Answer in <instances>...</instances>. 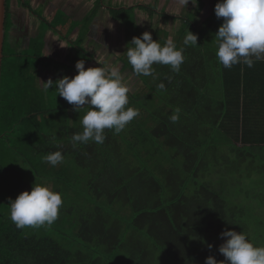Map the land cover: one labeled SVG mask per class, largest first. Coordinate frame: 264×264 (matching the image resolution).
<instances>
[{"label": "trees", "instance_id": "1", "mask_svg": "<svg viewBox=\"0 0 264 264\" xmlns=\"http://www.w3.org/2000/svg\"><path fill=\"white\" fill-rule=\"evenodd\" d=\"M58 14L57 29L65 24ZM220 22L214 12L205 31L195 23L181 27L174 38L184 48L180 71L154 64L155 78L138 76L144 88L128 94L126 108L140 115L119 134L105 129L103 144L73 147L86 109L74 111L55 88L42 91L39 69L53 64L43 34L27 48L13 47L8 19L0 85V264H204L209 255L224 259L218 249L226 228L264 246V60L224 68L214 39ZM53 25L45 20L43 31ZM188 31L199 45H183ZM168 36L161 28L154 40L163 45ZM82 44L76 58L86 61ZM121 60L132 71L126 54ZM177 107L180 120L173 124ZM56 150L65 159L53 167L43 157ZM45 181L62 194L58 219L50 227L17 228L9 198Z\"/></svg>", "mask_w": 264, "mask_h": 264}, {"label": "clouds", "instance_id": "2", "mask_svg": "<svg viewBox=\"0 0 264 264\" xmlns=\"http://www.w3.org/2000/svg\"><path fill=\"white\" fill-rule=\"evenodd\" d=\"M181 6H187L189 0H179ZM198 6V0H191ZM214 12L216 17L223 18V23L215 33L217 45L216 57L224 68L243 64L251 68L256 61L264 60V0H218ZM198 36L188 31L183 45L197 46ZM127 47L126 56L132 71L137 76H153L154 64L170 66L178 73L185 60L184 48L177 47L172 38L162 45L154 40L151 32L145 31L140 36H134ZM5 45V44H4ZM77 74L67 75L53 81L49 78L42 81L44 93L55 88L74 111L86 109V114L80 121L83 131L74 133L70 140L73 147L78 144H88L90 141L103 144L105 129H113L119 134L138 115L140 110L127 107L130 87L124 82V77L118 67L105 64L103 66L85 67V61L76 62ZM162 90L165 85L160 83ZM181 109L173 110L169 120L175 124L180 120ZM60 150L50 152L43 160L55 167L64 161ZM10 218L17 228L51 226L59 217L63 204L62 194L53 190L48 183H34L31 191L25 190L15 199L9 198ZM229 223V222H228ZM224 238L219 245V252L224 259L218 261L213 255L205 258L204 264H264V246L255 245L244 231L226 228L220 233ZM211 249L212 245L208 244Z\"/></svg>", "mask_w": 264, "mask_h": 264}, {"label": "crops", "instance_id": "3", "mask_svg": "<svg viewBox=\"0 0 264 264\" xmlns=\"http://www.w3.org/2000/svg\"><path fill=\"white\" fill-rule=\"evenodd\" d=\"M31 1L36 3H30L29 0H14L9 2L8 12L10 13L13 10L12 7L18 9V3H21L22 6L30 7L37 5L39 9L35 8L45 13V18H47V20L54 21V25L52 28L48 27L47 30L43 31L42 24L40 31L34 32V34L22 31L23 34L19 35V33L16 32L15 24H13L11 28H13L14 34L13 38L10 39V43L13 47L18 46L20 49L27 48L31 38L42 33L45 44L43 48L44 54L53 60L52 66H49L51 71L49 70L47 72L51 77L48 75L47 78H51L53 81L65 75L71 78L77 74L75 64L80 59L76 58V54L82 43V47L89 55L85 64L97 62L96 65L90 67L103 66L105 65L104 62L110 60L113 61L111 63L112 65L116 64L123 69L124 63L121 59L125 56L127 47L134 37L133 28L138 29L140 35L145 31L151 32L153 39L154 33L163 28L168 32V38L174 40L175 35L177 36L181 27L188 24L187 22L190 24L195 23V27H197L198 30L202 29L205 31L206 22L209 17L214 14V7L216 4L215 0H198V6L193 5L191 0H189L187 6H181L179 0ZM114 9L131 10V14L124 15L120 19L114 18L112 15ZM58 12L65 15V24L58 26L59 28L57 29L56 17L59 16ZM92 16L93 18H91ZM155 19H159V21H155ZM98 22L99 25H96ZM133 22L134 25L131 24ZM168 24L172 25V29H170ZM116 25H119V27L117 28ZM65 26H67V28L69 26V32H66L67 29ZM97 26L99 27L97 28ZM107 26H109L112 31H109ZM12 33H9V36ZM103 44L104 47L98 49V46H102ZM120 50L122 53H120ZM105 51L108 55L103 56V59H106L103 62L101 55L102 52ZM85 67L88 68L87 66ZM128 71L132 72L130 69H128ZM39 79L42 80V77ZM48 79L45 78L42 81H47ZM38 82L41 84L40 80H38Z\"/></svg>", "mask_w": 264, "mask_h": 264}, {"label": "rangeland", "instance_id": "4", "mask_svg": "<svg viewBox=\"0 0 264 264\" xmlns=\"http://www.w3.org/2000/svg\"><path fill=\"white\" fill-rule=\"evenodd\" d=\"M7 1L8 2H12L14 0H7ZM15 1H18V0H15ZM29 1H30V3H34V4L36 3L34 1H31V0H29ZM35 7L38 8L37 5L30 7V6H24V5L22 6L21 3H18V9L12 7L13 10L10 13H8L9 8H7L6 25L8 24V19H9L11 21V23H12V26H13V24H15L14 26L16 27L15 28L16 29V32H18L19 35L20 34L22 35L23 32H27V33H30V34H34V32L40 31L41 25L44 23L45 20H47V18H45V16H46L45 13L40 12ZM9 14H11V15H9ZM220 19H221L220 24H222L223 23V18H220ZM157 20L159 21V19H155V21H157ZM99 22L96 25H99ZM168 26L170 27V29H172V25L168 24ZM98 27L99 26H97V28ZM116 27L118 28L119 25H116ZM101 28H99V29H101ZM107 28L109 29V31L110 30L112 31V29L109 26H107ZM9 33H12L10 35L11 36V39H12L13 38V34H14L13 28L10 29ZM100 47L101 48L104 47V44L102 46L99 45L98 46V49ZM17 48H18V46H17ZM120 53H122L121 50H120ZM104 55H108V53L106 51L105 52H102V55L101 56H102L103 62L106 60V59H103V56ZM112 62L113 61L108 60L107 62H104V63L105 64H108V65H111V66L118 67L119 70L121 69L116 64H113L112 65L111 64ZM96 64H97V62H94L93 64L86 63L85 66L90 67V66L96 65ZM50 66H52V65H50ZM49 70H50L49 67H41L40 68V71H39V77H42V80L45 79V78L48 79L47 77H48L49 74L47 72ZM120 72H121V74L124 77V82L130 87V89H131L132 92L141 91L144 88L143 82L134 73L128 71V69L127 70L126 69L125 70L121 69ZM49 77H51V75H49Z\"/></svg>", "mask_w": 264, "mask_h": 264}, {"label": "water", "instance_id": "5", "mask_svg": "<svg viewBox=\"0 0 264 264\" xmlns=\"http://www.w3.org/2000/svg\"><path fill=\"white\" fill-rule=\"evenodd\" d=\"M7 0H0V84L2 75V64L4 58V44L6 31Z\"/></svg>", "mask_w": 264, "mask_h": 264}]
</instances>
